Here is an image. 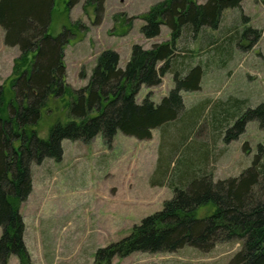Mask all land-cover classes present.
I'll return each instance as SVG.
<instances>
[{"label": "rangeland", "instance_id": "1", "mask_svg": "<svg viewBox=\"0 0 264 264\" xmlns=\"http://www.w3.org/2000/svg\"><path fill=\"white\" fill-rule=\"evenodd\" d=\"M67 1L54 0L48 32L56 35L66 27L74 33L63 59L71 89L86 84L102 50L116 51L118 66L124 68L133 44L150 48L169 37L166 26L153 38L140 31L143 15L161 0H78L70 9ZM3 36L0 27V83L9 93L13 61L20 52L6 46ZM176 46L173 68L185 72L200 65L202 70L199 88L180 92L183 112L195 116L187 138L178 145L171 142L178 135L175 125L166 127L168 140L162 128L143 140L118 131L109 144L98 133L88 142L63 139L60 160L31 163L32 190L19 204V212L32 264H93L98 248L127 236L134 224L162 208L174 188L188 185L183 160L193 173L209 174L215 181L237 176L250 164L258 144L264 145V128L257 119L246 121L233 139H224L226 128L242 111L264 103V0H242L240 6L222 12L216 29L201 28L192 37L183 34ZM174 84L170 70L158 84L141 85L135 100L149 96L158 104ZM70 98H48L34 125L40 137H47L55 121L68 120ZM189 149L193 154L184 156ZM259 157L264 160V149ZM212 209L200 207L198 216ZM239 248L236 241L216 243L207 252L186 245L168 253L114 256L110 264H227ZM5 264L19 262L10 255Z\"/></svg>", "mask_w": 264, "mask_h": 264}, {"label": "trees", "instance_id": "2", "mask_svg": "<svg viewBox=\"0 0 264 264\" xmlns=\"http://www.w3.org/2000/svg\"><path fill=\"white\" fill-rule=\"evenodd\" d=\"M241 1L154 3L143 15L140 31L144 37L153 38L159 35L161 26H166L168 39L150 48L133 44L124 68L118 66L116 51L102 50L86 84L71 89L65 81L63 59L65 45L74 33L66 27L56 35L48 32L54 0H0L3 42L18 47L20 52L13 61L9 93L0 83L1 264L10 255L16 256L19 264H32L24 242L25 226L19 204L32 190L30 164H40L45 158L60 160L63 139L88 142L100 133L109 144L118 131L143 140L151 137L153 129L162 128L168 140L169 125H175L178 133L171 138L174 145L187 138L195 116L183 112L180 92L197 90L202 70L200 65L189 66L185 72L173 68L177 41L183 34L195 36L201 28L216 29L222 12L240 6ZM77 2L68 0L67 9ZM170 70L175 84L158 104L149 96L141 102L135 100L141 85L158 84L161 76ZM80 75L85 77L83 72ZM64 94L71 97L67 102L68 120L55 121L47 137H40L34 125L42 108L50 96ZM182 112L185 116L179 118ZM252 119H257L264 128V103L242 111L226 128L224 139L236 137L243 124ZM263 149L264 145L258 144L250 164L237 176L215 181L209 174L193 173L191 164L183 160L184 179L190 180L188 185L174 188L162 208L134 224L127 236L98 248L93 264H110L114 256L125 257L138 251L174 252L186 245L207 252L216 243L230 241L238 242L240 248L227 264H264V160L259 157ZM191 151L183 152L184 156L193 154ZM203 206L213 209L198 216L197 210Z\"/></svg>", "mask_w": 264, "mask_h": 264}]
</instances>
